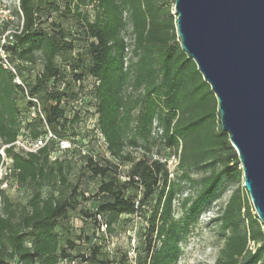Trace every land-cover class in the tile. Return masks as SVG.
<instances>
[{"label":"trees","instance_id":"trees-1","mask_svg":"<svg viewBox=\"0 0 264 264\" xmlns=\"http://www.w3.org/2000/svg\"><path fill=\"white\" fill-rule=\"evenodd\" d=\"M18 1L20 21L13 42L4 46L14 58L43 69L37 76L24 66L21 74L28 93L40 99L44 118L31 117L24 87L0 64V149L22 130L37 138L46 127L73 146L55 160L50 152L57 148L56 140L36 152L5 148L13 170L8 186L0 187V264H58L64 258H77L80 264H130V246L113 258L111 240L120 220L135 215H144L149 223L142 243L139 227L129 231L130 237L135 231L137 264H178L181 243L203 209L225 182L241 180L243 172L221 127L216 95L181 47L174 0ZM90 5L93 19L82 9ZM55 12L74 25L65 28L51 20ZM13 23L3 19L0 44ZM54 78L66 80L64 91L49 89ZM89 78L95 80L92 86ZM63 95L70 104L81 99L80 105L75 109L62 103ZM155 121L159 138L173 150L168 157L176 159L173 170L168 158L150 160L128 150L147 148ZM94 143L110 157L93 153ZM78 160L85 161L89 178L100 180L93 194L70 180ZM123 163L128 170L122 181ZM201 168L208 172L197 193L184 196L182 182L192 181L190 172ZM178 172L181 180L175 178ZM13 183L31 190L26 203H13L7 196ZM247 193L238 187L215 219L226 236L216 264H264V224ZM177 208L184 213L179 218ZM70 211L81 213L79 227L63 223ZM97 215L107 225L109 239L100 231ZM82 247L88 253H81Z\"/></svg>","mask_w":264,"mask_h":264},{"label":"water","instance_id":"water-1","mask_svg":"<svg viewBox=\"0 0 264 264\" xmlns=\"http://www.w3.org/2000/svg\"><path fill=\"white\" fill-rule=\"evenodd\" d=\"M174 13L181 47L216 95L264 224V0H174Z\"/></svg>","mask_w":264,"mask_h":264},{"label":"rangeland","instance_id":"rangeland-1","mask_svg":"<svg viewBox=\"0 0 264 264\" xmlns=\"http://www.w3.org/2000/svg\"><path fill=\"white\" fill-rule=\"evenodd\" d=\"M173 2V0H171ZM19 8L18 0H0V23H2L3 19L10 18L13 19L14 25H12L9 30H13L16 28L15 25H18L20 19L16 14L17 9ZM84 12H87L89 17L93 19L94 11L93 6H85L82 8ZM174 12V10H173ZM45 18V17H44ZM51 20H56L62 22L65 28H70L74 25L73 20H67L63 17H60V13L55 12L52 15ZM49 23H46L48 25ZM129 36V31L127 33ZM130 37V36H129ZM131 58V54L128 56V59ZM161 133V128L158 126L157 121L154 123V138H152L151 142L148 144L147 148L144 146H138L136 148L129 147L128 150L132 151L134 155L137 157H145L147 159H161L162 161L169 157V155L173 152L172 149L167 148L163 141L159 138V134ZM93 153L105 155L107 158L110 157L109 153L106 152L101 145L94 143L91 146ZM112 159V157H111ZM174 156L168 158V165L170 166V170L174 169ZM85 161L78 160L72 167V172L70 175V180L74 183H78L81 189H84L87 194H93L97 191L100 180L99 178L91 179L89 178L86 169H85ZM121 172L123 176L127 175L128 165L121 164L120 166ZM208 172L207 168L195 169L190 172L192 177V181H183L184 187V196L186 195H195L200 187L199 181L200 179ZM243 172V171H242ZM175 174V173H174ZM182 172H178L175 174V178H179L181 180ZM123 181L124 179L121 178ZM244 187L243 185V176L241 180L236 181H228L225 182L220 189L221 193L219 196L213 199V201L207 205L200 216V219L197 224L191 226L190 233L187 238L181 243V256L179 258L178 264H216V259L220 253L221 248L225 244V232L220 227V223L216 221V217L218 216L220 210L231 194L238 188ZM47 193V189L44 190V194ZM7 196L11 199L13 203H26L31 195V190L26 185H17L14 184L7 190ZM248 194V193H247ZM249 197V194H248ZM1 199H0V212H1ZM178 205V203H177ZM179 207V206H177ZM176 217H181L184 213L183 210L177 208ZM146 215V214H145ZM150 215V211L147 212L148 217ZM81 213L79 211H70L68 219L63 221L66 223H74L75 226L79 227L81 225ZM139 227L140 233L137 240L142 243L145 239V235H141L145 233L147 226L149 223L144 215H135L129 221L120 220V222L116 226L115 232H113V239L111 240V247L113 252L110 253L111 257L120 258L121 253L125 251L129 246L131 247V240L133 238L129 236V231L134 226ZM134 235V231H133ZM72 237V236H70ZM75 243H79V239L73 238ZM157 245V243L153 244ZM252 245V244H251ZM130 249V248H129ZM81 253H88L85 247H82ZM87 255V254H85ZM113 257V258H114ZM90 264V263H89Z\"/></svg>","mask_w":264,"mask_h":264},{"label":"built area","instance_id":"built-area-1","mask_svg":"<svg viewBox=\"0 0 264 264\" xmlns=\"http://www.w3.org/2000/svg\"><path fill=\"white\" fill-rule=\"evenodd\" d=\"M14 32L15 30H8L6 34L4 35V37L1 39L0 64L3 66V68H5L6 70H9L14 75L15 82L17 84L24 87V90L26 93V100L30 104L29 106H30L31 117H36L37 115H39L42 118H44V112L42 109L40 99L37 96L31 95L28 93V89L26 87L25 81L21 74L22 67L24 66L30 67L31 73L37 76H42L43 69L33 66V64L29 61H22V60L14 58L12 54L8 51V49L4 46L5 44H11L13 42ZM88 82L92 86L95 80L93 78H89ZM77 84L79 85L81 84L80 79L77 81ZM48 86L50 90L58 88L61 91H64L65 86H66V80L62 79L61 81H57L56 78H54L49 81ZM61 99H62V103L70 104V102L67 100V98L64 95L62 96ZM80 103H81V99H77L75 101H72L70 105L76 109L80 105ZM95 122H96V116L91 117L89 120V123L92 126H94ZM98 136H99L100 142L106 145L103 134L98 132ZM53 140L57 141V148L50 152V158L52 160L57 159L58 157L62 155V153L65 150L70 149L73 146L72 142L69 139L58 138L57 135L49 127H46L45 133L37 138L30 136V134L27 131L22 130L14 142L3 145L0 149V154L2 156V161L0 163V181L2 182L0 184V187L6 188L8 186V179H9V176H11L12 170H13L12 159L7 157L6 152H5V148L7 146L13 145L15 146L16 149L21 150L26 153L36 152L40 148L48 145ZM83 153H87V151L83 149ZM174 160L176 161V159ZM121 178L125 179L126 176L121 175ZM97 217L100 221L102 220L101 215H97ZM100 231L105 234L107 239H109L108 233H107V225L103 223L102 221L100 223ZM108 248H110V246H108ZM128 257H129L130 264H137L135 231H134L133 238L131 240V247L128 250ZM58 264H80V262L77 258H72V259L64 258Z\"/></svg>","mask_w":264,"mask_h":264}]
</instances>
